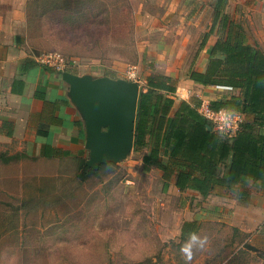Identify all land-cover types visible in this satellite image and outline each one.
<instances>
[{"label":"rangeland","instance_id":"374dc122","mask_svg":"<svg viewBox=\"0 0 264 264\" xmlns=\"http://www.w3.org/2000/svg\"><path fill=\"white\" fill-rule=\"evenodd\" d=\"M178 1L78 3L82 15L67 20V34L48 35L38 56L57 52L66 72L136 82L140 90L153 71L177 75L182 60L175 81L188 87L217 0ZM223 12L247 43L264 46V0H225ZM144 153L131 150L118 168L78 176L74 161L57 166L0 152V264H264V195L233 209L173 181L165 191L163 172L143 168ZM192 219L198 240L182 243V224Z\"/></svg>","mask_w":264,"mask_h":264},{"label":"trees","instance_id":"16d2710c","mask_svg":"<svg viewBox=\"0 0 264 264\" xmlns=\"http://www.w3.org/2000/svg\"><path fill=\"white\" fill-rule=\"evenodd\" d=\"M224 2L217 0L212 24L200 44L203 50L211 35L218 37L208 67L204 72L192 70L190 78L203 86L240 90L239 95L210 103L214 110L243 114L245 120L239 131L233 137L215 131L198 111L199 99L178 101L175 79L153 71L146 88L140 90L133 150L145 151V170L157 168L163 172L165 191L173 181L180 191L192 189L206 199L218 188L233 190L239 185L236 196L246 201L251 196L246 188L250 182L264 188V50L246 42L243 27L223 12ZM112 167L119 164L102 163L94 169L84 163L81 173ZM30 202H24L23 209ZM199 229L197 220L185 221L181 242ZM152 263L148 258L138 264Z\"/></svg>","mask_w":264,"mask_h":264},{"label":"crops","instance_id":"0c3cea01","mask_svg":"<svg viewBox=\"0 0 264 264\" xmlns=\"http://www.w3.org/2000/svg\"><path fill=\"white\" fill-rule=\"evenodd\" d=\"M90 1L0 0V152L10 150L15 160L50 162L57 166L74 161L79 163L78 176L83 164L91 161V149L87 147L88 121L71 84L72 77L84 78L87 74L53 70L43 65L38 56L39 51L45 48L43 43L48 35L67 34V20L82 15L83 5L78 3ZM217 38V35H211L203 50H200V42L193 56V70L206 71ZM258 45L264 50L262 44ZM188 54L189 49L183 52V59ZM182 64V60H177V75L172 71L158 70L173 79L177 77V83H180ZM187 86L177 84L175 97L178 101L199 99L201 104L211 103L240 94V90L197 84L191 80L190 73ZM108 129L103 127L102 131ZM237 188H218L206 199L217 195L216 202L237 209L244 203L253 206L255 198L264 195L261 185L250 182L246 188L251 196L242 201L236 196ZM186 191L203 198L195 190ZM220 191L235 195L226 198L219 196Z\"/></svg>","mask_w":264,"mask_h":264},{"label":"water","instance_id":"95a60500","mask_svg":"<svg viewBox=\"0 0 264 264\" xmlns=\"http://www.w3.org/2000/svg\"><path fill=\"white\" fill-rule=\"evenodd\" d=\"M71 84L88 121L87 147L92 158L87 165L97 169L102 163H117L133 149L140 85L89 75L72 77ZM103 127L108 131H102Z\"/></svg>","mask_w":264,"mask_h":264},{"label":"built area","instance_id":"2783aa9c","mask_svg":"<svg viewBox=\"0 0 264 264\" xmlns=\"http://www.w3.org/2000/svg\"><path fill=\"white\" fill-rule=\"evenodd\" d=\"M39 58L43 65L56 71H65L64 59L59 53H44ZM218 87L227 90H233L232 87ZM198 111L212 124L215 131L228 137H233L236 135L241 124L245 120V116L241 113H233L226 109L214 110L211 108L210 103L208 102H203L198 108Z\"/></svg>","mask_w":264,"mask_h":264},{"label":"clouds","instance_id":"9594fccd","mask_svg":"<svg viewBox=\"0 0 264 264\" xmlns=\"http://www.w3.org/2000/svg\"><path fill=\"white\" fill-rule=\"evenodd\" d=\"M196 240H198V237H196L195 234H192V236H191V241H190V242H192V241H196ZM202 243H203V242H201V244H202ZM181 251L184 252L185 249H182Z\"/></svg>","mask_w":264,"mask_h":264}]
</instances>
